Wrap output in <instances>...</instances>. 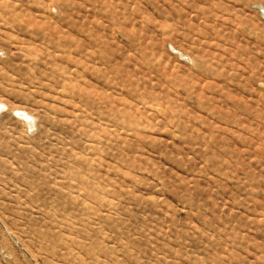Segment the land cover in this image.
<instances>
[{"label":"rangeland","instance_id":"374dc122","mask_svg":"<svg viewBox=\"0 0 264 264\" xmlns=\"http://www.w3.org/2000/svg\"><path fill=\"white\" fill-rule=\"evenodd\" d=\"M0 264H264V0H0Z\"/></svg>","mask_w":264,"mask_h":264},{"label":"bare ground","instance_id":"6f19581e","mask_svg":"<svg viewBox=\"0 0 264 264\" xmlns=\"http://www.w3.org/2000/svg\"><path fill=\"white\" fill-rule=\"evenodd\" d=\"M2 107V106H1ZM23 114V116L25 117V118H27L28 116L26 115V114H24V113H22Z\"/></svg>","mask_w":264,"mask_h":264}]
</instances>
